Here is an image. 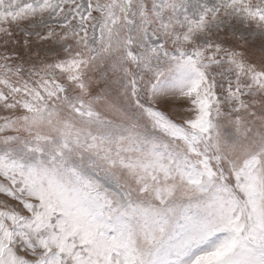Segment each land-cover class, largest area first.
Here are the masks:
<instances>
[{
	"label": "snow or ice",
	"instance_id": "1",
	"mask_svg": "<svg viewBox=\"0 0 264 264\" xmlns=\"http://www.w3.org/2000/svg\"><path fill=\"white\" fill-rule=\"evenodd\" d=\"M0 264H264V0H0Z\"/></svg>",
	"mask_w": 264,
	"mask_h": 264
}]
</instances>
